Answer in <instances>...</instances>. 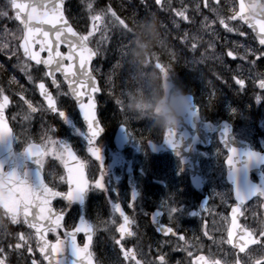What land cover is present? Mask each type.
Returning a JSON list of instances; mask_svg holds the SVG:
<instances>
[{
    "label": "flooded vegetation",
    "instance_id": "flooded-vegetation-1",
    "mask_svg": "<svg viewBox=\"0 0 264 264\" xmlns=\"http://www.w3.org/2000/svg\"><path fill=\"white\" fill-rule=\"evenodd\" d=\"M187 1L162 0V6L156 0H69L66 15L81 35L93 32L89 45L93 49L99 46L102 57L115 55L119 49L116 43L121 41L131 42V56L136 54L137 59L149 53L158 55L174 89L192 95L203 121L219 125L226 119L234 138L243 147L247 145L253 149L236 150L235 171H230L226 164L229 153L216 145L217 135L212 136L213 143L208 150L197 147L199 157L194 162L184 160L182 163L170 152L154 154L147 149L120 150L114 146L119 114L112 103H108L109 76L106 67L99 62L92 66L101 89L96 94L95 104L102 133L93 145L99 149V160L88 151L90 133L83 125L76 100L70 94L65 95L69 89L62 76L57 74V88L44 75L42 67L39 66L41 70L37 71L38 66L23 61L30 65L32 81L20 68L19 84L8 89L10 105L6 112L13 132L14 159L21 173L25 147L30 143L39 145L41 150H50L42 157L44 182L63 191L65 151L52 147L48 142L50 137L64 146L66 143L77 157V164L85 165L82 169L85 180L94 183L95 179L101 178L102 189L91 184L86 187L82 207L70 205L77 211V216L82 215L93 228L91 253L96 264H136L137 261L161 264V256L165 264H198L201 256L207 264H264V243L249 244L240 251L238 247L233 248L228 238L233 208L237 209L238 225L232 229L234 241L243 242L236 235L242 230L253 233L257 240L264 234V197L253 196L242 202L236 199L237 192L244 196L249 187L264 185V89L258 86V74L264 73V60L257 61L255 56L239 58L245 55V48L256 50L257 55L261 48L243 25L229 19L235 11L233 0L230 8L224 0H200L198 10L193 6L190 8L191 22L176 15L179 10H187ZM89 3L91 10L87 7ZM113 12L124 24L112 16ZM97 14L102 15V19L95 22L94 30L92 17ZM221 19L228 27L239 29L247 36L226 31ZM194 42L199 44L202 55L206 51L205 55L214 60L204 66L212 74L201 70L200 73L192 72L183 66L186 49ZM228 51H233L237 58L229 57ZM252 61H256L255 65ZM148 70L136 68L134 91L139 97L141 89L148 90L147 95L154 101L150 104H154L155 99L159 100L163 95L161 76L157 70L147 75ZM233 77L249 81L243 91L239 90ZM41 82L50 91L58 110L65 112L69 127L58 112L46 110L38 90ZM210 87L217 90V94L220 89L225 90L227 103L221 104V97L213 98ZM21 96L38 110L31 113ZM84 102H87L86 98ZM151 117L154 120L140 127L145 148L148 141L159 143L165 131L161 118ZM215 146L216 150H213ZM248 153H254L255 158L249 160ZM197 167L201 181L193 185L188 170ZM30 185H33L32 181ZM54 202L59 207V202ZM113 204L120 205L133 221L127 226L133 235L125 234L122 244L126 251L135 254V259L126 258L121 246L115 243L121 238L118 229L124 220L114 211ZM129 204L133 206L129 207ZM166 209H175L171 219ZM77 216L73 214L72 226ZM10 225L6 214L0 211V248L4 250L0 258L5 259L6 264H33V260L42 264L34 233L23 226L22 216L17 225ZM163 226L172 227L177 235L164 236L159 231ZM21 235L28 239L27 244L19 239ZM180 236L184 239H179ZM17 243H21L20 249H16Z\"/></svg>",
    "mask_w": 264,
    "mask_h": 264
},
{
    "label": "snow or ice",
    "instance_id": "snow-or-ice-1",
    "mask_svg": "<svg viewBox=\"0 0 264 264\" xmlns=\"http://www.w3.org/2000/svg\"><path fill=\"white\" fill-rule=\"evenodd\" d=\"M244 0H241L243 4ZM158 5H162V0H156ZM11 7L16 10V19L23 26L21 31L23 34V43L20 45L23 48L24 55L29 61L35 62L37 65V71L41 69L39 66H43L44 75L47 78H50L52 84L59 88L57 82V74L63 77L64 81L68 85L69 93L79 106V109L82 110L85 121L88 123V129L90 136L87 139L89 147L88 151L93 157L97 160L100 159L99 149L94 145L95 138L102 131L99 123L96 120L94 109L96 107L95 97L101 89L98 87L97 78L94 75V70L91 68V62L99 54V46L96 50L89 47V37L93 35L92 31H89L87 35H81L73 29V27L68 23L63 15V0H23V2H18V0H10ZM163 6V5H162ZM207 6V5H206ZM88 9H92V4L87 5ZM110 12L111 9H108ZM186 10H179L176 12V15L180 16L184 20H188V17L185 15ZM7 12L0 11V16H6ZM113 17H116V14L112 13ZM102 19V15L97 14L92 17L93 20V29L96 28L97 21ZM116 19L120 20L119 17ZM231 20L241 21L243 24H246L255 33V38L258 40L261 50L260 54L257 55L256 50L245 48V55L240 56V59H247L250 56H255L256 60H264V16L252 17L249 16L246 12L243 11H234L233 15L229 17ZM121 24H124L123 20H120ZM221 24H224L226 31L233 32L237 31L241 36H247V33L239 31V29H234L228 27L225 24L223 19L220 20ZM45 26H48L46 29ZM106 39V37H104ZM196 38L193 37V40ZM39 43L40 51H32V44ZM61 47H66L68 49L67 53L61 52L59 49ZM197 44L194 42L192 44V50H196ZM47 51V58H42L40 53ZM227 55L232 59H236L237 56L234 55L233 51H228ZM255 65L256 61H252ZM30 65L25 64L22 68V71L25 72V75L28 77L29 81H32L33 77L29 71ZM259 88L264 89V73H259ZM235 84L239 86V90L243 91L245 89V80L243 78L233 77ZM40 89L41 96H43L47 103V111L53 113L58 112L60 118H64L65 112L59 111L56 105V101L53 96L48 92L45 83L41 82L38 84ZM86 98L87 102H84ZM25 104L28 105V109L31 113L36 112L38 109L32 105L31 102L26 100L23 96L20 97ZM259 99V97H257ZM9 97L4 94V89H0V138L9 135L6 125L3 123L4 118V109L9 104ZM192 111L198 112V109L193 108ZM174 135V129L168 128L164 132V138L168 141H171ZM48 142L54 147H59L68 153L69 158L72 161H76L77 157L72 152V150L62 145L56 140H52L49 137ZM228 150V159L226 161L229 170L235 171L237 167V152L236 149L227 147ZM25 153L34 159V162L43 167L42 157L48 153L50 150H41L35 145H28L24 150ZM55 154V153H53ZM247 157L249 160L255 158L254 153H248ZM67 167V165H65ZM85 167L84 164H79L74 170L71 167H67L68 171V183L69 191L64 193L66 198L71 199L75 194L82 193L85 191L86 187L94 186L96 188H103L101 178L95 179L94 183H90L84 179L82 169ZM75 171V176L73 175ZM4 171L0 170V206L5 209L6 215L9 216L13 224L20 222L21 215L23 216V222L27 224L30 228L36 229L37 232V245L39 247L41 255L48 260L49 264H52V257L55 254H58L64 243V240L57 239L55 243H51L45 239L47 232H56L59 228L62 227L61 221L64 220V214L62 211L55 212L50 206L52 199L61 196L60 191H55L49 188L43 181L38 185H30L25 176L17 174L15 171L8 172L7 178L8 182L5 183L3 180ZM63 179V177H61ZM133 194V201H134ZM253 196L264 197V185L260 187L250 188L244 196H241L237 192L236 199L238 202L250 199ZM132 204H129V207H132ZM113 209L115 212H119L120 216L123 217L124 224L120 226L118 231L121 233V238L116 240L115 243L121 246V251L124 252L125 257H131L135 259V254L131 251H126L122 244L125 234L128 236L133 235L129 230V227L133 221L130 220L128 216L124 214L121 210L120 205L113 204ZM170 219L173 217L175 209H166ZM237 209L233 208V219H232V228L228 230L229 242L232 243L233 248H239L240 251H243L247 248L249 244L264 243V234H261V239L257 240L255 235L247 230H242L236 235L239 236V239L243 241L238 243L233 240L234 232L232 229L238 227L237 225ZM45 222L42 228L40 222ZM90 229V230H89ZM85 232L88 235L89 240H91L90 233L93 231L92 226L85 227L83 223L79 228L75 227L71 233L75 237L76 233ZM159 231L164 236H175L177 233L172 227L163 226ZM69 232H65L64 236L66 237ZM24 244L28 243V239L21 235L19 237ZM179 239L183 240L184 237L180 236ZM16 249L22 247L21 243L15 245ZM74 254L77 258L81 257L83 253L84 256H90V253L87 251L88 245L85 244L84 248H80L76 243V240L73 239ZM3 249L0 248V253H3ZM29 251H32L29 248ZM191 255V253H189ZM161 264H165L164 257H160ZM0 264H6L5 259L0 258ZM33 264H36V261L33 260ZM89 264L91 262L89 261ZM136 264H140L139 261ZM198 264H207V261L203 256L198 258Z\"/></svg>",
    "mask_w": 264,
    "mask_h": 264
},
{
    "label": "water",
    "instance_id": "water-1",
    "mask_svg": "<svg viewBox=\"0 0 264 264\" xmlns=\"http://www.w3.org/2000/svg\"><path fill=\"white\" fill-rule=\"evenodd\" d=\"M18 2H23V0H18ZM237 3H238V11L246 12L249 16H252V17L264 16V8L260 5L258 0H244L243 4H241V0H237ZM11 9H12L14 17L16 19V10H14L12 7H11ZM17 22L20 24V22L18 20H17ZM21 27H23V26L21 25ZM45 28L47 29L48 26H45ZM251 32L255 36V33L252 30H251ZM23 42L24 41L22 38L20 45ZM35 46H38V51H40V45L38 42L35 44H32V46H31L32 51H34ZM20 50H21L23 56L25 57L23 48L20 47ZM44 52H47V51H44ZM47 54H48V52H47ZM25 58H27V57H25ZM31 62H33V61H31ZM162 72H163V83H164V97L158 103V105L156 107V112L159 115H162L165 118V120H167L169 109L175 103V101L177 99V95L171 89V86L169 87L168 77L165 79V73H164V71H162ZM182 118H184V117H182ZM182 118L174 127L167 126V129L172 128V129H174V131H178V126L181 127V129H182V127L184 126L185 123H190L189 119H182ZM3 123H4V125H6V127L8 129L9 135L0 138V170H3L4 166H8V172H12V171L16 172L15 165L13 164L11 131H10V128H9L8 123L6 121L5 114H4V118H3ZM180 125H182V126H180ZM182 132H183V135L181 136V143L178 144V146H181L183 141L186 139V137H185L186 133L184 131H182ZM224 137H226V136H224ZM156 147L157 148H152V147H150V148H151V150H166V149L174 150L170 144V141L166 140L165 138L162 141V144L160 146H156ZM8 172L4 173V176H3V180L5 183L8 182V178H7ZM63 197L66 200H68L69 202L73 201L69 198H66V196H63ZM79 222L80 223L78 225V228L81 226V221H79ZM44 224H45V222H43V221H42V223H40L41 228H42V234H44L43 233ZM34 230L36 231V229H34ZM83 234L85 235V244H87L89 246L90 240L88 238V235H86L84 232H83ZM44 235H45V239L47 240L46 234H44ZM76 235H77V233H76ZM76 235L74 237L73 234L69 232L66 237L64 236V238L61 239V240H64V243L62 245V249L58 254H55L52 257V264H89V261L91 262V264H94L89 256H84L82 253L81 257L77 258L76 255L74 254L73 239L76 240ZM82 248H84V247H82ZM87 251H88V249H87ZM46 261L49 264L48 260H46Z\"/></svg>",
    "mask_w": 264,
    "mask_h": 264
},
{
    "label": "rangeland",
    "instance_id": "rangeland-1",
    "mask_svg": "<svg viewBox=\"0 0 264 264\" xmlns=\"http://www.w3.org/2000/svg\"><path fill=\"white\" fill-rule=\"evenodd\" d=\"M67 2V0H65ZM7 2L9 1L5 0L3 3V0H0V4L3 5L5 8L7 6ZM199 1L194 0L193 1V6L198 7ZM189 4V2H188ZM229 4V2H228ZM0 5V8L2 7ZM68 6V3H67ZM2 9L0 11L7 12L6 18L12 21L11 17L8 15V10L7 9ZM13 22V21H12ZM121 45H123L126 48V52H128L131 56V42L129 41H124ZM164 46L167 48V44H164ZM172 47V46H171ZM192 49V47H191ZM190 49V50H191ZM190 58L184 59L183 66L187 68V70H192V72H197L198 69V63L202 60V56H196L195 51L192 50ZM133 59L135 58V55L133 54L131 56ZM158 58H154L153 60H157ZM16 66L18 68H23L25 63L23 61L16 60ZM131 61L130 57H126L125 59H122L120 64L116 65V73L113 74V80L120 79V81L128 85V90H120L118 91L117 95L120 97V103L118 105L119 110L122 112V124L125 125L128 129V132L132 135L133 137V142L130 146L129 150H145L144 147H140L141 140L138 137V133H140V127L143 125V121L146 118H149L145 112H147L151 107L146 103V101L149 102L150 98H143L142 97V104H135L134 102V96H131L132 93V87H133V81L135 79V75L132 72L131 69ZM132 89V90H131ZM52 147H54L52 145ZM68 208H64L68 211ZM72 211V210H71ZM69 212V211H68Z\"/></svg>",
    "mask_w": 264,
    "mask_h": 264
},
{
    "label": "clouds",
    "instance_id": "clouds-1",
    "mask_svg": "<svg viewBox=\"0 0 264 264\" xmlns=\"http://www.w3.org/2000/svg\"><path fill=\"white\" fill-rule=\"evenodd\" d=\"M192 98L182 89L178 90L177 99L175 103L170 107L168 113V119L164 120L161 117L163 124H167L169 127H174L180 119L191 109Z\"/></svg>",
    "mask_w": 264,
    "mask_h": 264
},
{
    "label": "trees",
    "instance_id": "trees-1",
    "mask_svg": "<svg viewBox=\"0 0 264 264\" xmlns=\"http://www.w3.org/2000/svg\"><path fill=\"white\" fill-rule=\"evenodd\" d=\"M4 1L5 0H3V3H4ZM8 36L10 37V41H9V43H11V45H12V42H14V39H15V37H14V33H9L8 34ZM5 39H0V67H2L3 69H5V68H7V69H9L11 66L10 65H6L4 62H3V55L5 54L4 53V51L5 50H8V51H13V50H16V48H14L13 50H12V48H11V46H8L7 44H9V43H5ZM7 74V73H6Z\"/></svg>",
    "mask_w": 264,
    "mask_h": 264
},
{
    "label": "bare ground",
    "instance_id": "bare-ground-1",
    "mask_svg": "<svg viewBox=\"0 0 264 264\" xmlns=\"http://www.w3.org/2000/svg\"><path fill=\"white\" fill-rule=\"evenodd\" d=\"M244 80H245V79H244ZM248 82H249V81L245 80V84H247V85H248Z\"/></svg>",
    "mask_w": 264,
    "mask_h": 264
}]
</instances>
